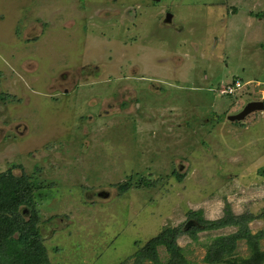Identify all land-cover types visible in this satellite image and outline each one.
Here are the masks:
<instances>
[{
	"label": "rangeland",
	"instance_id": "obj_1",
	"mask_svg": "<svg viewBox=\"0 0 264 264\" xmlns=\"http://www.w3.org/2000/svg\"><path fill=\"white\" fill-rule=\"evenodd\" d=\"M255 101L264 0H0V174L30 183L0 205L23 198L51 264H138L164 229L228 204L255 217L264 253V110L231 121ZM237 231L184 234L181 258L157 255L209 264L208 246ZM252 250L237 241L233 260Z\"/></svg>",
	"mask_w": 264,
	"mask_h": 264
},
{
	"label": "trees",
	"instance_id": "obj_2",
	"mask_svg": "<svg viewBox=\"0 0 264 264\" xmlns=\"http://www.w3.org/2000/svg\"><path fill=\"white\" fill-rule=\"evenodd\" d=\"M253 113V112H252ZM249 115V114H248ZM231 121H233L231 119ZM242 124L245 121L241 122ZM20 180H14L10 172L0 174V197L7 200L12 194L20 195L22 191L29 190L30 183L24 177L23 185L19 184ZM150 186L146 180H141ZM142 186V185H141ZM131 187L130 182L119 185L122 193L127 192ZM8 201V200H7ZM5 203V202H4ZM23 203V198L17 196L12 202L4 206L0 205V261L6 264H51L46 255V249L42 245L43 236L35 223L37 217L34 215L32 220L25 221L19 213V205ZM30 206L32 200L28 201ZM8 213H13L8 217ZM189 218L193 220L186 229L166 228L158 236L151 238L136 252L137 263L141 264L146 260H152L154 264H161L157 255V249L165 246L170 252H177L176 240L178 237L188 234L196 239L197 234L202 231L219 230L227 226H237L238 231L229 236H220L208 246L206 258L209 264H236L233 260L235 245L239 240H246L254 248L250 259H238L242 264H263L264 253L258 250V243L261 234H252L249 229V223L255 219L253 215H235L228 204L225 208V214L217 220H207L203 218V211H193L189 213ZM18 233V236L11 234ZM264 236V235H263ZM2 255V256H1ZM180 257V254H175ZM181 258V257H180ZM3 264V263H2Z\"/></svg>",
	"mask_w": 264,
	"mask_h": 264
},
{
	"label": "water",
	"instance_id": "obj_3",
	"mask_svg": "<svg viewBox=\"0 0 264 264\" xmlns=\"http://www.w3.org/2000/svg\"><path fill=\"white\" fill-rule=\"evenodd\" d=\"M170 17V16H169ZM258 110H264V102L262 101H255L247 104L245 109L238 115L231 117L232 120L234 119H243L245 118L248 114L258 111Z\"/></svg>",
	"mask_w": 264,
	"mask_h": 264
},
{
	"label": "built area",
	"instance_id": "obj_4",
	"mask_svg": "<svg viewBox=\"0 0 264 264\" xmlns=\"http://www.w3.org/2000/svg\"><path fill=\"white\" fill-rule=\"evenodd\" d=\"M241 86H242V82L237 80L234 84H230V85L227 86V89L225 90V93L233 94Z\"/></svg>",
	"mask_w": 264,
	"mask_h": 264
},
{
	"label": "crops",
	"instance_id": "obj_5",
	"mask_svg": "<svg viewBox=\"0 0 264 264\" xmlns=\"http://www.w3.org/2000/svg\"><path fill=\"white\" fill-rule=\"evenodd\" d=\"M239 79H240V80L242 81V83H243V85H242V86H244V84H245L244 80H243V79H241V78H239ZM242 86H241V87H242ZM241 89H242V88H240V90H241ZM238 90H239V89H238ZM238 90H237V92H236L237 94H238Z\"/></svg>",
	"mask_w": 264,
	"mask_h": 264
},
{
	"label": "clouds",
	"instance_id": "obj_6",
	"mask_svg": "<svg viewBox=\"0 0 264 264\" xmlns=\"http://www.w3.org/2000/svg\"><path fill=\"white\" fill-rule=\"evenodd\" d=\"M240 81V80H239ZM236 82V81H235ZM235 82H231V83H229V84H227V85H230V84H234ZM242 82V81H241ZM242 85H243V83H242ZM241 88V87H240ZM239 89V88H238ZM237 89V90H238ZM237 90L233 93V94H235L236 92H237Z\"/></svg>",
	"mask_w": 264,
	"mask_h": 264
}]
</instances>
